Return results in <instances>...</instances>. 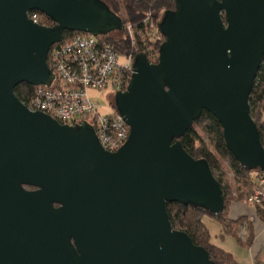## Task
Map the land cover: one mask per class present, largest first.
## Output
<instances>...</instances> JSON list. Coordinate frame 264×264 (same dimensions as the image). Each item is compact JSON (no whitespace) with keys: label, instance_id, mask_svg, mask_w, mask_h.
Returning <instances> with one entry per match:
<instances>
[{"label":"water","instance_id":"1","mask_svg":"<svg viewBox=\"0 0 264 264\" xmlns=\"http://www.w3.org/2000/svg\"><path fill=\"white\" fill-rule=\"evenodd\" d=\"M174 2L158 22L157 63L138 53L113 96L131 132L109 152L88 123L32 112L14 89L52 84L49 53L66 30L108 36L125 20L104 0H0V264H214L172 227L167 204L225 209L208 161L180 141L203 110L243 168L264 172L249 102L264 61V0Z\"/></svg>","mask_w":264,"mask_h":264},{"label":"built area","instance_id":"2","mask_svg":"<svg viewBox=\"0 0 264 264\" xmlns=\"http://www.w3.org/2000/svg\"><path fill=\"white\" fill-rule=\"evenodd\" d=\"M29 17L42 24L39 13L32 12ZM158 22L149 14L143 29L125 24L120 37L135 43V37L146 36L152 42L144 49L140 46L133 51H121L90 33H79L66 42L56 43L48 60L54 81L50 86H36L35 92L24 104L30 111L48 114L62 124L81 125L86 122L93 127L103 148L109 152L120 149L131 132L128 123L115 108L113 113L102 115L96 103L89 98V93L91 88L102 90L108 87H114L115 93L124 92L133 76L138 53L145 52L151 63H157L160 53L157 45L164 40ZM255 174L254 194L248 200L259 207L264 205V172Z\"/></svg>","mask_w":264,"mask_h":264},{"label":"trees","instance_id":"3","mask_svg":"<svg viewBox=\"0 0 264 264\" xmlns=\"http://www.w3.org/2000/svg\"><path fill=\"white\" fill-rule=\"evenodd\" d=\"M110 7L125 20V24H133L138 29L144 28V20L147 15H151L152 18L160 20L162 14L166 10L175 9L174 0H104ZM37 12V11H33ZM39 13L42 18V25L45 24L49 27L55 26L56 22H53L49 17ZM81 32H64V38L62 42H66L70 38L76 36ZM119 34L121 32H114ZM111 33V34H114ZM100 36L109 45L114 46L118 50L133 51L136 48L144 49L148 47L152 41L145 36L135 37L134 41L128 38L124 39L113 38L112 36ZM148 40V41H147ZM161 45H157L160 48ZM256 82L253 87V92L249 99L251 104V113L255 123L258 125V130L261 135V142L264 146V61L260 66V70L256 76ZM36 86H31L27 83L19 84L15 87L17 97L23 103H27L28 99L35 92ZM202 116L194 122L192 127L186 132L180 139L184 149L194 157L195 159L207 160L215 178L220 181L222 190L224 192L225 209L218 216L210 215L208 212L199 207L192 205L180 204L178 202L168 203V214L171 219L173 228L187 232L194 243L205 248L210 253V258L214 261V264H240L233 254L226 249L218 246L213 240L210 227L206 224L207 217L214 219L223 225V230L220 233L221 237L224 235H232L236 237L238 245L251 247L255 235L253 230L250 231V237L248 241L243 242L237 236V230L242 223L247 222L251 228V222L247 217H241L234 220L229 217V205L234 201H240V199H246L253 186V179L256 174L248 172L243 168L240 161L234 157L229 148L226 147L223 137V126H221L218 119L211 115L208 111L203 110ZM203 134H202V133ZM207 140L213 146L214 150L209 148ZM228 161V166L233 170V181L237 186V190L241 193L237 197L231 195L232 185L227 181V176L222 168L223 161ZM27 189H33L27 187ZM257 213L262 222H264V205L257 208ZM225 237V236H224ZM244 264V263H242Z\"/></svg>","mask_w":264,"mask_h":264},{"label":"rangeland","instance_id":"4","mask_svg":"<svg viewBox=\"0 0 264 264\" xmlns=\"http://www.w3.org/2000/svg\"><path fill=\"white\" fill-rule=\"evenodd\" d=\"M111 36L113 38H120V37H118L119 34H117V33L111 34ZM163 39H164V37H163ZM164 41H165V39L163 41L159 42L160 43L159 45H161ZM121 61L123 62L124 61V58H122ZM115 91L116 90H115L114 87H108V88H105V89H102V90H95V89H92L91 88L90 93H89V95H90L89 98H91L96 103V105H97V107H98V109H99V111H100V113L102 115H108V114H111V113L114 112V108H112V106L110 105V103L112 102V100L114 98L113 96H114ZM203 136H205V135H203ZM206 142H207L209 148H211L212 150H214L213 146L207 140V137H206ZM222 168H223V170L226 173L227 181H229V183L232 185L231 195L233 197H237L241 193V191H238L237 190V186L235 185V182L233 181L234 172L228 166V161H226V160L223 161ZM252 194H254L253 188L250 190L249 195H248V197L246 199H240V201L234 200L229 205V209H228L229 212H230L231 206L234 203H240V202H242V203H247L250 207H252L254 209L253 211L258 216V213H257V208L258 207H256L257 205L256 204H253L252 202H249V200H248ZM229 217H230V214H229ZM258 218H259V216H258ZM259 220H260V218H259ZM244 223L247 224V222H244ZM244 223H242L243 225L241 224V226L238 228V230H237V236L240 239H242L243 242H246V241H248V238L251 236L250 235V231L251 230H253V232L255 234V228H254V225L253 224L251 225V228H249L250 225L249 224L245 225ZM261 223L264 224V222H262V221H261ZM206 224L210 227L211 232H212V237L214 238V240L217 241V237H218V240L219 241H217L216 243H220L221 244L222 243V238H228V237L230 238V236L234 238V239L233 238H230V240H231L230 242L233 244V246H230L229 244H227L226 246L228 248H230L231 253L233 254L234 258H236V260L240 264L246 263L248 260H250V258H248V256H249L248 249H250L252 247V245H251V247H245V246H242L241 247L240 245H238L237 240H236V237L232 236L231 234L230 235H227L226 234V235H224L225 237L224 236L221 237L220 233L223 230V225H221L219 222H216L212 218L210 220L207 219V223ZM216 234H218L217 237H216Z\"/></svg>","mask_w":264,"mask_h":264},{"label":"crops","instance_id":"5","mask_svg":"<svg viewBox=\"0 0 264 264\" xmlns=\"http://www.w3.org/2000/svg\"><path fill=\"white\" fill-rule=\"evenodd\" d=\"M254 209L250 207L247 203H234L230 208V217L234 220L240 219V217H248L251 224L254 225L255 228V238L252 244V247L248 249L250 260H248L244 264H264V224L261 223L257 214L253 211ZM211 219V218H207ZM247 225L246 223H244ZM243 225V224H242ZM247 227V226H246ZM218 234H216V237ZM230 238H233L230 236ZM230 238H222V243H216L217 241L213 240L218 246L220 245L222 248L226 249L228 252L231 253L230 248L226 245L229 244L233 246L230 242ZM234 239V238H233ZM229 240V241H228Z\"/></svg>","mask_w":264,"mask_h":264},{"label":"flooded vegetation","instance_id":"6","mask_svg":"<svg viewBox=\"0 0 264 264\" xmlns=\"http://www.w3.org/2000/svg\"><path fill=\"white\" fill-rule=\"evenodd\" d=\"M111 106H113L112 103H111ZM33 189H34V188H33Z\"/></svg>","mask_w":264,"mask_h":264}]
</instances>
